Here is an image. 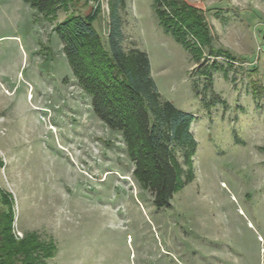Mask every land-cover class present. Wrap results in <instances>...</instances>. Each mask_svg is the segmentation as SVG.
<instances>
[{
  "label": "rangeland",
  "instance_id": "374dc122",
  "mask_svg": "<svg viewBox=\"0 0 264 264\" xmlns=\"http://www.w3.org/2000/svg\"><path fill=\"white\" fill-rule=\"evenodd\" d=\"M184 1L212 37L198 63L154 0L120 10L125 49L146 51L162 97L197 116L195 178L157 209L122 135L73 75L54 30L69 12L50 21L24 0H0V216L9 195L14 235L53 244L46 264H264V0ZM108 3L69 10L100 4L105 40Z\"/></svg>",
  "mask_w": 264,
  "mask_h": 264
},
{
  "label": "trees",
  "instance_id": "16d2710c",
  "mask_svg": "<svg viewBox=\"0 0 264 264\" xmlns=\"http://www.w3.org/2000/svg\"><path fill=\"white\" fill-rule=\"evenodd\" d=\"M24 1L50 21L61 9L69 12L54 30L77 83L90 96L94 113L122 135L134 165L133 176L151 192L154 206L170 207L174 194L195 178L198 142L191 128L197 116L162 97L146 51L138 47L125 49L120 10L125 8L126 0H109L105 40L95 27L102 10L100 4L84 14L69 10L78 0ZM153 6L165 31L181 42L198 63L203 47L212 46L203 11L184 0H154ZM209 53L233 57L212 47ZM2 200L8 210L0 216V264H46L53 255V244L41 241L36 233L18 239L13 233V202L9 195H3Z\"/></svg>",
  "mask_w": 264,
  "mask_h": 264
}]
</instances>
